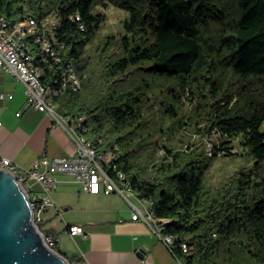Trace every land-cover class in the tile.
Returning <instances> with one entry per match:
<instances>
[{
  "label": "trees",
  "instance_id": "trees-1",
  "mask_svg": "<svg viewBox=\"0 0 264 264\" xmlns=\"http://www.w3.org/2000/svg\"><path fill=\"white\" fill-rule=\"evenodd\" d=\"M102 1L0 0V12L11 22L61 16L64 56L82 79L81 90L59 96L61 111L86 115V138L114 150L107 166L153 201L181 264H264V0H106L128 16L121 36H107L95 77L86 51L106 20L95 10ZM183 129L196 134L177 145ZM237 137L254 163L210 187L212 162L237 155Z\"/></svg>",
  "mask_w": 264,
  "mask_h": 264
},
{
  "label": "crops",
  "instance_id": "crops-1",
  "mask_svg": "<svg viewBox=\"0 0 264 264\" xmlns=\"http://www.w3.org/2000/svg\"><path fill=\"white\" fill-rule=\"evenodd\" d=\"M0 89L13 94L0 100L1 155L33 168L41 156L77 154L78 145L66 127L53 114L28 105L26 85L1 68ZM57 108L58 103L56 112L65 115ZM55 177L56 206L46 208L42 222L47 221L46 230L57 235L58 246L74 264H181L147 222L132 218L134 206L123 195L91 193L69 174ZM131 200L146 212L147 199ZM75 224L83 232L71 235L69 227Z\"/></svg>",
  "mask_w": 264,
  "mask_h": 264
},
{
  "label": "built area",
  "instance_id": "built-area-1",
  "mask_svg": "<svg viewBox=\"0 0 264 264\" xmlns=\"http://www.w3.org/2000/svg\"><path fill=\"white\" fill-rule=\"evenodd\" d=\"M69 18L84 28L79 12L70 14ZM61 26L62 18L58 14L41 20L28 16L11 22L0 12V68L26 85L28 105L53 114L66 127L78 145L77 154L41 156L33 168H24L0 154V167L12 172L23 185L30 197L34 219L39 227L46 208L56 206L52 196L57 185L55 174L65 173L73 176L75 181L91 193L123 195L134 206L132 218L147 222L173 252L175 237L163 232L165 222L154 214L153 201L138 196L126 173L116 165L107 166L115 157L113 149L102 150L86 138L85 132L89 129L87 116L60 115L55 110L59 96L82 89L77 64L64 56L65 43L59 39ZM12 98V93L0 89V100ZM208 144L211 152V143ZM232 151L237 149L233 148ZM35 184L41 187V194L34 190ZM131 197L148 200L149 206L145 213L134 204ZM82 232L81 225L69 227L71 235ZM45 240L53 248L58 246L59 239L55 234H45ZM182 247L187 251L186 243Z\"/></svg>",
  "mask_w": 264,
  "mask_h": 264
},
{
  "label": "water",
  "instance_id": "water-1",
  "mask_svg": "<svg viewBox=\"0 0 264 264\" xmlns=\"http://www.w3.org/2000/svg\"><path fill=\"white\" fill-rule=\"evenodd\" d=\"M0 264H71L51 247L35 222L30 197L17 177L0 167Z\"/></svg>",
  "mask_w": 264,
  "mask_h": 264
},
{
  "label": "rangeland",
  "instance_id": "rangeland-1",
  "mask_svg": "<svg viewBox=\"0 0 264 264\" xmlns=\"http://www.w3.org/2000/svg\"><path fill=\"white\" fill-rule=\"evenodd\" d=\"M106 0L100 2L97 4L95 10L105 13L106 20L103 23L96 39L93 43H91L88 46V49L86 51V60L88 63V69L87 74H91L93 76H98L101 71V54L103 53V47L104 42L107 38V36H113L118 38L121 36L125 31L123 29V20L128 16V11L124 8H121L119 6H116L112 3H105ZM65 97H59L57 99L58 108L59 110H62V102H64ZM185 106L192 110V102L190 99L187 98V95L183 97ZM176 137L173 139V141L177 144H183L181 142V138L185 139L186 137L183 136L186 135L187 138L189 137V134H196L192 132L191 129H183V131H180L176 133ZM212 134H214L210 139L206 140V146L207 150L209 151V142L217 143L219 142L220 136L219 132L214 131ZM195 140L198 139V136H193ZM233 148L237 149L236 154H227V151H222L219 153L216 159L212 162L210 169L208 171L207 175V184L210 187L218 188L220 187L224 182L230 179V177L235 174L237 170L240 168H248L254 163V159L248 154L246 147L241 143V138L237 137L232 142ZM34 190L36 192H39L41 194V187L39 184L34 185ZM40 227L42 228V232L45 231L47 228V221L40 223ZM63 243L66 242V240H62ZM61 251H63L61 247H59ZM66 256V255H65ZM67 257V256H66ZM71 264H74L72 261H70Z\"/></svg>",
  "mask_w": 264,
  "mask_h": 264
}]
</instances>
